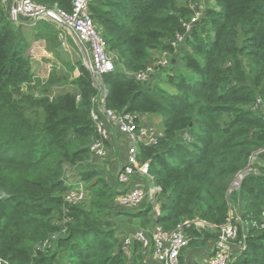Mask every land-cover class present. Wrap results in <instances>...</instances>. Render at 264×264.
<instances>
[{
    "label": "trees",
    "instance_id": "16d2710c",
    "mask_svg": "<svg viewBox=\"0 0 264 264\" xmlns=\"http://www.w3.org/2000/svg\"><path fill=\"white\" fill-rule=\"evenodd\" d=\"M33 1L65 10L71 2ZM193 1L93 0L90 10L115 65L135 72L152 59L149 50L173 52L169 40L192 14ZM213 1L215 7L186 35L189 49L178 48L169 73L148 83L117 66L103 75L105 106L160 118L162 136L138 153L160 187L157 224L169 230L187 222L188 244L203 247L240 203L235 251L227 264H264V0ZM38 23L49 31L50 22ZM22 25L9 23L0 5V263L149 264L136 243L125 253L124 234L111 216L117 192L85 167L94 133L90 72L79 67L78 101L69 91L52 97L23 92L21 85L32 79L25 50L42 29L23 31ZM255 153L257 162L240 187L227 194ZM69 178L88 184L91 202L70 205L65 232L42 248L61 229L54 221L62 219ZM137 214L148 228L151 207Z\"/></svg>",
    "mask_w": 264,
    "mask_h": 264
},
{
    "label": "built area",
    "instance_id": "2783aa9c",
    "mask_svg": "<svg viewBox=\"0 0 264 264\" xmlns=\"http://www.w3.org/2000/svg\"><path fill=\"white\" fill-rule=\"evenodd\" d=\"M92 3L93 0H71L70 9L65 10L58 7H45L33 0H0V5L5 10V19L9 23L19 26L25 23L34 25L39 21L52 22L62 28L58 33L61 46L64 48L68 46L67 36L71 35L80 45L82 54L88 55L87 67L96 89V93L91 96L89 110V119L94 129V133L87 143L90 156L102 158L106 155L108 150L107 134L110 127L116 129L120 134L126 135L129 138L126 158L116 172V181L120 186L116 204L124 209H145L150 206L153 217L148 228L129 229L122 236V247L128 255L131 253V247L136 243L142 250L150 251L159 264H180V254L187 247L189 240L184 230V225L187 222L178 224L169 230H165L157 224L155 219L160 210L156 195L160 191V187L153 182L148 173L149 162L145 161L140 165L138 163L139 147L156 144L159 136L139 124L136 115L105 106L107 89L103 83V75L114 72L116 65L92 17L90 10ZM188 6L192 10V14L187 20H181L182 30L176 31L173 38L169 40L174 49L173 52L163 50L148 61L143 69L135 72L124 71L127 76L138 82L148 83L156 78L157 72L169 73L168 70L175 60L178 48L184 43L186 35L203 17L204 12L199 9L197 0L189 2ZM76 99L77 101L80 99L78 94ZM183 139L188 141L190 138L184 134ZM138 174L150 184L148 192L143 187L132 183V179ZM70 186L62 194V219L54 221L61 229L43 241L42 248L49 247L52 240L65 232L64 224L70 220L65 215L69 206L82 202L87 195L82 181H75ZM238 220V216L233 217L229 212V217L220 226L211 252L203 264H227L237 240ZM195 223L203 225L199 221Z\"/></svg>",
    "mask_w": 264,
    "mask_h": 264
},
{
    "label": "rangeland",
    "instance_id": "374dc122",
    "mask_svg": "<svg viewBox=\"0 0 264 264\" xmlns=\"http://www.w3.org/2000/svg\"><path fill=\"white\" fill-rule=\"evenodd\" d=\"M210 3L212 4L210 5ZM208 7H215L212 0H207V1L205 0L204 3L199 5V9L203 12ZM39 25L40 23H38V25L34 24L32 27H29L25 24L21 26V30L23 31H28L29 29H31L35 33L37 29H42V30L39 33L37 39L33 38L30 41L29 46L25 50V54L29 57L30 73L32 79L30 83L22 84L20 89L23 92L32 93L34 96L48 95L52 97L67 91H72L73 93V90L75 89H76L75 93L78 94L77 93L78 88L75 85L74 81L79 75V71H80L79 67L81 65L88 69L87 67L88 55L86 56L82 54L80 45L76 43L74 37H72L71 35L67 36L68 46L66 48H64L63 46H61V44H59L60 41L58 39V33L62 30L61 27L50 22V24H48L50 25L48 26L49 27V31H48L47 29H44L42 25L41 26ZM38 26L39 28H37ZM184 46L185 45L181 44L180 49L181 47L186 50L189 49V48H185ZM162 51H163L162 48L149 50L150 58L156 57ZM110 55L112 58L113 56H115L113 51L110 52ZM116 66L117 68L119 67L118 62H116ZM159 73L160 72H157V76ZM91 80L93 84L94 82L92 76H91ZM159 84H161V82ZM138 152L140 154V151ZM113 153L115 157L118 155L117 150H114ZM139 154H138V163L140 165L145 161L140 160ZM249 162L251 163V165L257 162L256 155H252L249 159ZM104 164H105L104 160H102V162H97L94 161V159L89 155V166H85V167H87V169H95L103 177V172L101 171V168L104 166ZM81 168L82 167H80V169ZM138 177L141 178L142 176L138 174ZM74 182H75L74 178L67 179V183L69 185ZM84 187L87 190V195L85 199L82 202L73 205H81L83 207L89 206L93 196V190L89 189L87 183H84ZM117 207L119 206L113 203L111 213L118 212ZM126 210H132V209H126ZM230 215L234 217L235 215L234 207L231 208ZM113 219L115 220V218ZM197 248H198L197 245L188 244L187 247L181 253V257H180L181 264H188L184 261V257H186V253L189 255L191 254L192 257V255L197 254ZM192 264H198V263H192Z\"/></svg>",
    "mask_w": 264,
    "mask_h": 264
},
{
    "label": "crops",
    "instance_id": "0c3cea01",
    "mask_svg": "<svg viewBox=\"0 0 264 264\" xmlns=\"http://www.w3.org/2000/svg\"><path fill=\"white\" fill-rule=\"evenodd\" d=\"M204 1L205 0H197L199 5L204 3ZM213 3H214V1H213ZM211 4L212 3H210V5ZM214 5H215V3H214ZM3 10H4V8H3ZM4 16H5V10H4ZM25 25L30 26V24H28V23H25ZM184 47L187 48V45H185ZM118 69H119V71L124 72V69L121 67V65H119ZM157 78H158V76H157ZM69 92H72V91H69ZM75 92H76V89L73 90V93H75ZM136 116H137L139 124H141V125L147 127L148 129L152 130L159 137L162 136L163 128L160 124V118L157 114L142 112ZM128 144H129V138L126 135H122L116 129L110 127L108 129V134H107L108 150H107L106 155L102 158H93L92 157L94 159V161H97V162H102V160H104L105 164L101 168V171L103 172V178L110 185V187H112L117 192V194L119 192L120 186L118 185V183L116 181V172L119 169V167L122 165V163L125 161ZM114 150L118 151V155L116 157L113 153ZM256 160H257V157H256ZM261 160H262V162H264V158H262ZM87 166H89V162L87 163ZM132 183L143 187L146 191L149 190L148 181L139 178L137 175L134 176V178L132 179ZM116 196L114 197V200H113L114 204H116ZM241 208H242V205L240 203H237V206L234 207V213H235L234 216L239 215ZM117 209H118V212L111 213V216L113 218H115V220H114L115 221V229L121 235L125 234L129 229L134 228V227L143 228V227H141L142 222H143L142 216L137 214L140 209L126 210V209H123L121 207H117ZM146 227H148V225ZM213 242L214 241H209V242L205 243V246L198 247L197 248V254L192 255V257H191V254L189 255L186 253V257H184V261L188 264H192V263L203 264L205 262V260H207L209 254L211 252ZM144 251H143V257L149 264H159L155 260L153 255L150 253V251L146 250L145 251L146 253ZM232 251H235V247H233Z\"/></svg>",
    "mask_w": 264,
    "mask_h": 264
},
{
    "label": "water",
    "instance_id": "95a60500",
    "mask_svg": "<svg viewBox=\"0 0 264 264\" xmlns=\"http://www.w3.org/2000/svg\"><path fill=\"white\" fill-rule=\"evenodd\" d=\"M254 155H256V153ZM250 170H251V163L249 162L245 168H243L242 170H240L236 174V176L232 180V182H231V184L227 190V194H229L233 189H238L240 187V185L243 181V178L249 173Z\"/></svg>",
    "mask_w": 264,
    "mask_h": 264
}]
</instances>
